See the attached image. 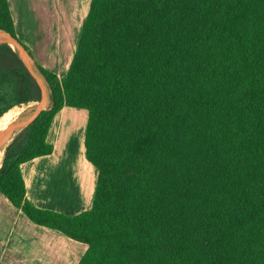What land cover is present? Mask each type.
I'll return each mask as SVG.
<instances>
[{"label":"trees","instance_id":"16d2710c","mask_svg":"<svg viewBox=\"0 0 264 264\" xmlns=\"http://www.w3.org/2000/svg\"><path fill=\"white\" fill-rule=\"evenodd\" d=\"M0 30L18 41L7 0ZM35 65L52 105L6 147L0 193L86 244L78 264H264V0H91L65 78ZM39 100L1 43L0 128ZM64 106L87 111L98 172L72 217L34 207L20 170Z\"/></svg>","mask_w":264,"mask_h":264},{"label":"crops","instance_id":"0c3cea01","mask_svg":"<svg viewBox=\"0 0 264 264\" xmlns=\"http://www.w3.org/2000/svg\"><path fill=\"white\" fill-rule=\"evenodd\" d=\"M7 1L16 38L34 63L65 78L91 0ZM51 105L50 98L47 109ZM25 110L9 117L0 131ZM87 119L86 110L64 106L48 131L52 153L20 166L26 199L34 207L69 217L91 209L98 172L85 158ZM86 250V244L32 223L0 193V264H78Z\"/></svg>","mask_w":264,"mask_h":264},{"label":"water","instance_id":"95a60500","mask_svg":"<svg viewBox=\"0 0 264 264\" xmlns=\"http://www.w3.org/2000/svg\"><path fill=\"white\" fill-rule=\"evenodd\" d=\"M5 43L12 47V49L17 53L24 66L30 75L35 79L41 92L40 100L38 101L41 105L38 107L36 114L30 120H21V115L19 118L8 126V128L0 133V149L2 147L6 148L12 140L28 125H30L34 119L40 114L41 111L46 110L42 106V99L44 92L42 89V84L40 83L39 76L37 74L36 65L28 52L23 48V46L15 40L10 34L5 31L0 30V44ZM40 109V110H39Z\"/></svg>","mask_w":264,"mask_h":264},{"label":"rangeland","instance_id":"374dc122","mask_svg":"<svg viewBox=\"0 0 264 264\" xmlns=\"http://www.w3.org/2000/svg\"><path fill=\"white\" fill-rule=\"evenodd\" d=\"M12 48V47H11ZM37 70V74L39 76V79H40V83L42 84V89H43V92H44V96H43V99H42V107L44 109H47V105L50 103V90L48 88V85L44 79V77L39 73L38 69L36 68ZM40 97H41V92H40ZM33 102H36V101H33ZM41 104L37 101L35 104H33L32 106L28 107L22 114H21V120H30L35 114H36V111L38 110V107L40 106ZM40 110V109H39ZM69 128V126H67ZM1 133V131H0ZM79 136V133L77 134ZM66 145V144H65ZM65 145H63V147L65 148ZM76 148L80 147V144H79V139H78V143H77V146H75Z\"/></svg>","mask_w":264,"mask_h":264},{"label":"bare ground","instance_id":"6f19581e","mask_svg":"<svg viewBox=\"0 0 264 264\" xmlns=\"http://www.w3.org/2000/svg\"><path fill=\"white\" fill-rule=\"evenodd\" d=\"M49 104H50V103H49ZM48 107H49V106L47 105V108H48ZM9 123H10V122H9ZM9 123H8V124H9ZM8 124H7V125H8ZM4 150H5V148L2 147V148L0 149V153H4Z\"/></svg>","mask_w":264,"mask_h":264}]
</instances>
